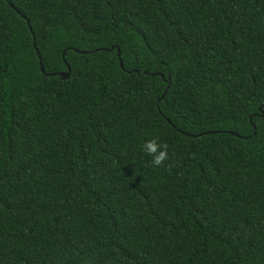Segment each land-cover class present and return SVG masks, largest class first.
I'll return each mask as SVG.
<instances>
[{
	"label": "trees",
	"instance_id": "16d2710c",
	"mask_svg": "<svg viewBox=\"0 0 264 264\" xmlns=\"http://www.w3.org/2000/svg\"><path fill=\"white\" fill-rule=\"evenodd\" d=\"M0 264H264V0H0Z\"/></svg>",
	"mask_w": 264,
	"mask_h": 264
},
{
	"label": "clouds",
	"instance_id": "9594fccd",
	"mask_svg": "<svg viewBox=\"0 0 264 264\" xmlns=\"http://www.w3.org/2000/svg\"><path fill=\"white\" fill-rule=\"evenodd\" d=\"M141 148L151 159L152 166L159 167L168 158L167 145L163 142H157L155 137L144 140Z\"/></svg>",
	"mask_w": 264,
	"mask_h": 264
},
{
	"label": "water",
	"instance_id": "95a60500",
	"mask_svg": "<svg viewBox=\"0 0 264 264\" xmlns=\"http://www.w3.org/2000/svg\"><path fill=\"white\" fill-rule=\"evenodd\" d=\"M112 48H113V46H112ZM119 55H120V51L118 50V51H117V56L119 57ZM119 65H120L121 68H123V64H122V61H121V60H119ZM66 67H67V70H66V71H64V72H60V73H59V75H60L63 79L67 78L68 75H69V73H70V66L67 64ZM40 69H41V71L43 72L44 67H43V64H42L41 61H40ZM231 134L236 135V136L238 135V134L235 133V132H231Z\"/></svg>",
	"mask_w": 264,
	"mask_h": 264
}]
</instances>
